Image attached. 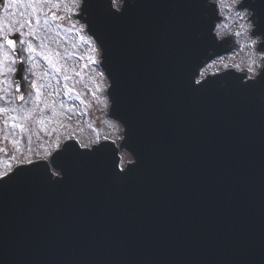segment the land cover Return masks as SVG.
I'll use <instances>...</instances> for the list:
<instances>
[{"label": "water", "instance_id": "water-1", "mask_svg": "<svg viewBox=\"0 0 264 264\" xmlns=\"http://www.w3.org/2000/svg\"><path fill=\"white\" fill-rule=\"evenodd\" d=\"M120 1L88 0L78 20L102 50L108 116L134 163L120 172L103 142L66 155L64 180L36 165L0 180V264H264V66L255 81L228 70L195 85L232 50L215 40L212 4ZM238 9L259 18L264 51V0ZM147 47L176 52L177 74Z\"/></svg>", "mask_w": 264, "mask_h": 264}, {"label": "snow or ice", "instance_id": "snow-or-ice-1", "mask_svg": "<svg viewBox=\"0 0 264 264\" xmlns=\"http://www.w3.org/2000/svg\"><path fill=\"white\" fill-rule=\"evenodd\" d=\"M119 0H113V3H118ZM3 3V0H0ZM71 7H68V4ZM88 0H6L3 3L2 9H0V85H7V88L0 89L3 91V95H0V101H4L6 104H13L14 100L8 98L9 88L15 85L13 91L19 95L15 97L19 101L28 103L29 93L25 91L21 93V88L15 82V76L19 73L27 72L28 75L24 76V80L28 81V85L32 90L31 107L28 109H18L16 107H0V115L7 113L23 112V115H6L3 120L4 130L9 127L13 130H19L21 133L27 131L26 124L20 121H34L40 125L45 123L46 118H42L46 109L52 108L55 114L56 100L52 97H61L59 107L65 109V113H71L73 108L71 106H65L63 97H69L74 94V87H69L67 83H64L61 87L53 85L52 81L55 80L56 85H61L58 77L62 76L63 81L67 82L72 77L69 72H72L76 76H81L85 69H92L95 75L99 78L104 77L103 71H96L102 61L99 58L101 55L100 48L96 46V42L89 36L85 40V36L81 33L87 34V25H80L77 29V23L80 16L79 9L81 6L87 7ZM238 6L243 7V0H212L213 14L216 16L222 15L223 12L232 13ZM111 9V5H109ZM77 9V11H73ZM63 11L64 14H60ZM119 11V9H117ZM115 15V13H112ZM76 16L77 20H72V17ZM236 17L239 20L244 19L238 10ZM224 20H228L230 16H224ZM65 25L70 24V28H66V31L77 29L76 35L79 36L81 41H84L91 47L93 54L87 56H77V61H86L80 65V70L67 66V60L70 59L74 53L66 50L61 51L60 47H53V45H59L60 41L55 37L60 36V32L57 29L62 27L61 23ZM250 23L259 24V18L257 17ZM53 24L55 27L53 28ZM225 28L229 25L225 24ZM239 27L244 31L247 28L244 24H240ZM55 32V36L51 33ZM221 33L217 31L216 37H219ZM234 35L239 36L241 32H235ZM227 43V41H225ZM36 57H39L43 64L36 62ZM27 65V67H25ZM38 68H43L42 71H37ZM203 76V73H200ZM259 75V73H254ZM9 77L13 79L9 80ZM29 77H33L29 79ZM196 84H201V79L195 80ZM81 93H75L76 99H81ZM93 99L99 98L93 93ZM43 105V107H41ZM11 122V123H9ZM8 140V136L4 135L0 137V143ZM19 141H10L11 145L18 144ZM28 143H31L29 137ZM58 147V146H57ZM30 150V148H29ZM0 153L8 155V150L4 147H0ZM11 168V165H9ZM123 171V169H121ZM58 174V173H57ZM4 175H8L7 172ZM3 176H0V180Z\"/></svg>", "mask_w": 264, "mask_h": 264}, {"label": "flooded vegetation", "instance_id": "flooded-vegetation-1", "mask_svg": "<svg viewBox=\"0 0 264 264\" xmlns=\"http://www.w3.org/2000/svg\"><path fill=\"white\" fill-rule=\"evenodd\" d=\"M243 13L247 14V16L249 15V13L247 12ZM224 25L225 24L222 23L221 25H218L216 27L215 33L217 31L221 33V35L218 37L219 39L232 35V37L235 39V42L238 44L240 50L244 45H246L248 48H251L252 50L255 48L257 42L259 41L258 39L251 38L249 34V36L246 37V40L243 41V39L238 38V36L230 34L227 28L224 27ZM53 47H60L61 51L63 49H68V52H70L69 49H71L69 47L66 48L61 46ZM75 49H77V51L73 52L74 55L70 59H68L66 63L68 67L75 68L77 71H79L81 61H77L76 57L80 56L81 49ZM263 59L264 55H261L259 58L260 65L256 66V71H253V69L257 61H254V64L249 68V72H251V78H254V73H257L259 71ZM36 62L41 65L43 64V61H41L39 57H36ZM216 62L218 61H214L211 66H209L210 68H208V71L210 73H217L223 69L222 67H217ZM25 67H27V65H25ZM42 70L43 68L37 69L38 72ZM208 71H206V73ZM68 74L71 75L72 78L67 82L63 81L61 76L58 77V79H60L61 81V85H56L55 80H53L52 83L56 87H61L64 83H67L69 87H74V94H71L69 97H63V102L65 106H71L73 108V111L71 113L66 114L65 109L59 107L61 97H52L50 98V100H56V104L54 105L55 114L53 113L52 108L46 109L42 117L46 118L45 123L43 125L35 123L34 121H20L26 124L27 131L21 133L17 129L15 130V134H13V130L10 127L4 130L3 120L6 118V115L22 116L23 112L7 113L5 115H0V134H2V136H8V140L0 143V147H4L8 150V155L0 153V176H4L5 172L9 173L18 164L26 165L37 159H44L49 162L51 155L69 140L76 141L81 147V102L80 100L76 99L75 96V93H81V76H76L72 72H69ZM26 75H28V73L24 72L22 74V78L20 79V83L17 82V84L21 88L20 94H23L25 91L29 93L28 103H24L22 101H19L18 99H15V97L19 94L13 91L15 85H12V87L9 88L8 98L13 99L14 103L9 105L6 104L4 101H0V107H16L18 109H28L32 106L31 96L33 95V93L28 85V81L24 80V76ZM32 78L33 77H29V79ZM0 79H2V77ZM8 79L11 80L13 79V77H9ZM21 82H23V84ZM7 87V85H0V89H4ZM3 94V91H0V95ZM41 107H43V105H41ZM101 114L102 112H99V116L102 117L103 114ZM103 117L105 118V116ZM111 129H116L117 131V129H120V127H113ZM116 131L114 132L115 136L118 133V131ZM29 137L31 138L30 144L28 143ZM117 139L118 138H116V140ZM13 140L19 141V143L13 145V147H10V141ZM9 165H11V168L9 167ZM50 171L55 177L59 176V173L54 171L52 168L50 169Z\"/></svg>", "mask_w": 264, "mask_h": 264}, {"label": "rangeland", "instance_id": "rangeland-1", "mask_svg": "<svg viewBox=\"0 0 264 264\" xmlns=\"http://www.w3.org/2000/svg\"><path fill=\"white\" fill-rule=\"evenodd\" d=\"M5 3H6V0H5ZM114 6H115V8H117L118 3H114ZM68 7H71L70 3L68 4ZM73 11H77V9H73ZM60 14H63V11ZM227 16H229V15H227ZM243 17H244V19H242V20L236 19L235 22L233 23L232 26L235 30L240 29L241 31L244 32V30L239 27L240 24H244L245 27L247 28L246 17L245 16H243ZM230 18H232V16ZM235 18H236V16H233V20ZM68 27H69L68 24L65 25L63 23L62 27L60 29H57V31L60 32V36L55 37V38L56 39H58V38L72 39L78 46H81V48L83 50H85V53H86L85 56L90 55L92 53L91 47L87 43H85L84 41H81L79 36L76 35V31L80 26L77 27V29H72L70 31H66L65 29ZM233 28L231 30L235 31ZM51 35L55 36V32L51 33ZM81 35L85 36V40L88 39V36H86V34L81 33ZM242 39H243V41H245L246 36L243 35ZM70 42L71 41H69V43ZM67 44L68 43L61 41L59 45L67 46ZM253 44H254V42H253ZM59 45H57V46H59ZM63 46H61V47H63ZM244 46H246V45H244ZM249 50H250V53H248V48H243L240 55L236 56V58H234L233 60L232 59L229 60L227 63L234 64V60H235L237 65H240L241 63L244 62V65H249V67H251L254 64V61H257L256 65L253 69V70H255L256 66L258 65V60L260 57H258L255 54L254 50H252L251 48H249ZM245 55H248V56L245 57ZM83 62H85V61H83ZM96 71H98V70L96 69ZM84 83L86 86L85 88L90 89V91L86 94L87 97L84 100L85 104L83 105L84 106L83 109H88L90 112L91 111L94 112L96 110L98 111V110L102 109V107H104V103L101 102V96H100V89H101L100 87L102 86V84H101V80H99V77H97L95 75V72L92 69H85ZM93 93L95 94L96 97L99 98L98 100L93 99ZM82 114L83 113H81V115ZM87 117H88L87 122H85L83 124H82V118H81V143L83 145L88 144L89 142L93 141L94 139H98L100 136L112 137L111 130L109 129V127L107 125H106L107 128H105L102 126V121L97 122V121H95L96 120L95 117H93V118L89 117V116H87ZM100 128H102L101 131L100 130H98L97 132L95 131V129H100ZM0 137H3L2 134H0ZM9 146L13 147V145H11V144H9ZM128 160H129L128 155L127 154L123 155V161H128Z\"/></svg>", "mask_w": 264, "mask_h": 264}]
</instances>
